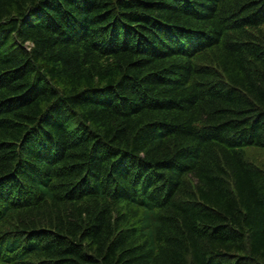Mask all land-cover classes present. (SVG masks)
Masks as SVG:
<instances>
[{
    "label": "trees",
    "instance_id": "trees-1",
    "mask_svg": "<svg viewBox=\"0 0 264 264\" xmlns=\"http://www.w3.org/2000/svg\"><path fill=\"white\" fill-rule=\"evenodd\" d=\"M264 0H0V264H264Z\"/></svg>",
    "mask_w": 264,
    "mask_h": 264
},
{
    "label": "rangeland",
    "instance_id": "rangeland-1",
    "mask_svg": "<svg viewBox=\"0 0 264 264\" xmlns=\"http://www.w3.org/2000/svg\"><path fill=\"white\" fill-rule=\"evenodd\" d=\"M246 156L264 166V147L247 146Z\"/></svg>",
    "mask_w": 264,
    "mask_h": 264
}]
</instances>
